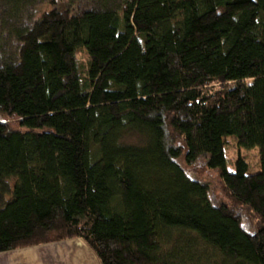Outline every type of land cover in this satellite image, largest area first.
<instances>
[{
    "label": "trees",
    "instance_id": "obj_1",
    "mask_svg": "<svg viewBox=\"0 0 264 264\" xmlns=\"http://www.w3.org/2000/svg\"><path fill=\"white\" fill-rule=\"evenodd\" d=\"M44 1L1 0L0 253L79 238L99 264H264V0H49L33 19ZM227 136L259 172L227 170Z\"/></svg>",
    "mask_w": 264,
    "mask_h": 264
},
{
    "label": "rangeland",
    "instance_id": "obj_2",
    "mask_svg": "<svg viewBox=\"0 0 264 264\" xmlns=\"http://www.w3.org/2000/svg\"><path fill=\"white\" fill-rule=\"evenodd\" d=\"M56 4L55 6L59 9L62 8H69L73 12L75 11H82L84 9H88L90 7H93L96 5V0H55ZM49 0H45L43 3H39L36 8L38 9L37 13H34L32 15L33 19L38 18L40 12L43 9H49L51 5H49ZM3 10L4 7L1 4L0 0V19L5 18L6 16H3ZM29 13V12H28ZM24 17L22 16L20 21H24ZM31 17V21H33ZM1 31H4V28H0ZM0 41L1 45L3 46V51L5 53L14 52L16 50V43L14 40H11L7 37V34H4L3 32H0ZM79 59L82 61L85 59V56L82 54H79ZM214 86H218V84H214ZM128 141H137L138 136L132 135L128 138H126ZM224 154H225V164L226 168L229 172H234L235 170V162L238 159V157H242L245 162L248 165L247 172L248 173H256L259 172L261 169L260 166V159H259V150L257 147L252 148H245L237 143V139L233 136H227L226 137V143L224 145ZM179 163L186 171V174L192 178L197 179L199 181L205 182L209 186V195L214 201H224L226 203H231L230 199L227 197L223 184L219 178L218 172L214 169L208 168L205 164V160L203 158H199L198 161H196L192 165H187L183 158H179ZM231 205V204H230ZM241 216L245 223L254 226L255 219L253 216L250 215L248 211H241ZM73 239H79V238H73ZM68 240V239H67ZM81 240V239H80ZM20 249V248H19ZM16 250V249H15Z\"/></svg>",
    "mask_w": 264,
    "mask_h": 264
},
{
    "label": "crops",
    "instance_id": "obj_3",
    "mask_svg": "<svg viewBox=\"0 0 264 264\" xmlns=\"http://www.w3.org/2000/svg\"><path fill=\"white\" fill-rule=\"evenodd\" d=\"M0 264H99L80 239L41 244L0 253Z\"/></svg>",
    "mask_w": 264,
    "mask_h": 264
}]
</instances>
